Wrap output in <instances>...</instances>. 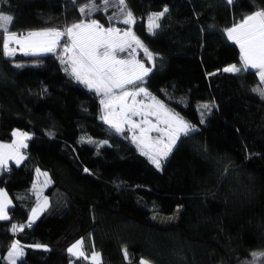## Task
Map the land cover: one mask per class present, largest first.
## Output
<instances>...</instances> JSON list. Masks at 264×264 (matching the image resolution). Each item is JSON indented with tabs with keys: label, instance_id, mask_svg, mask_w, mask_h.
I'll list each match as a JSON object with an SVG mask.
<instances>
[{
	"label": "trees",
	"instance_id": "obj_1",
	"mask_svg": "<svg viewBox=\"0 0 264 264\" xmlns=\"http://www.w3.org/2000/svg\"><path fill=\"white\" fill-rule=\"evenodd\" d=\"M125 2L133 31L153 55L149 61L137 52L152 68L142 86L198 127L201 154L189 163L177 140L157 169L132 132L100 118L101 97L65 71L62 49L0 52V140H11L15 128L30 132L20 149L24 159L0 169L11 201L9 218L0 220V264H96L89 258L95 249L99 264H252V253L264 252V98L253 91L257 70L224 69L242 65L226 30L264 10V0ZM88 3L0 0V13L14 18L10 30L17 34L63 30L84 18L120 23L116 0L106 10L95 0L102 10L91 15L79 11ZM163 6L168 11L151 34L145 18ZM37 167L50 176L43 186L48 204L33 219ZM174 209L175 220L151 215ZM78 237L88 259L67 251ZM14 239L23 255L13 262L5 252Z\"/></svg>",
	"mask_w": 264,
	"mask_h": 264
},
{
	"label": "snow or ice",
	"instance_id": "obj_2",
	"mask_svg": "<svg viewBox=\"0 0 264 264\" xmlns=\"http://www.w3.org/2000/svg\"><path fill=\"white\" fill-rule=\"evenodd\" d=\"M227 2L232 3V0ZM102 3L106 10L111 0H102ZM115 6L123 16L122 19L119 17L117 19L120 23L128 25V28L123 30L119 27L105 28L98 20L91 19L87 22L81 20L63 30L49 28L30 31L27 35H18L10 30L14 18L0 13V52L7 57L14 56L17 51L25 55L37 56L56 53L58 48L62 49L61 62L66 65L65 71L69 72L77 82L101 97L99 103L103 108V115L100 118L117 132H123V125H128L134 132L133 142L139 140L138 146L142 151L145 147L148 148L149 151H145L144 154L149 156L157 169H160L162 158L169 155L180 136H188L195 129L142 86L152 68L136 58V49H142L149 61L153 60V55L133 31L132 26L136 24V20L133 13L126 10L125 0H116ZM86 10L87 14L91 15L102 9L97 7L95 0H89L88 4L79 9L81 13H85ZM167 11L165 7L160 13L149 17L148 31L151 34H155V30L160 27L158 21ZM108 18L113 19L111 16ZM226 35L227 39L239 46L242 65L240 67L232 65L226 67L224 71L240 73L249 69L257 70L260 86L253 91L264 98V10L255 11L246 16L227 29ZM65 37L61 45V40ZM124 52H128L129 59L119 57L118 53ZM141 96L150 102L146 104L143 99H137ZM153 116L156 118L155 123L149 119ZM133 117L141 119L137 122ZM137 128L140 129L139 138L135 135ZM152 131L160 134L154 144L150 142L151 137L148 135ZM13 135L16 137L13 143H0V169H3L9 160L19 164L24 159L20 149L27 147L25 141L29 139L28 133L17 131ZM9 204L11 201L8 194L0 189V220L9 218L7 215ZM47 204L45 197L43 206L38 204L32 209L33 219ZM16 230L14 227L13 231ZM82 249L83 240H79L67 251L75 257L88 259ZM22 255L23 252L18 244H13L9 259L14 262L16 256ZM124 255L126 257L128 255L126 249ZM252 256V264H258L259 258L264 257V252H254ZM91 259L99 264V253L93 254ZM140 264H150V262L142 259Z\"/></svg>",
	"mask_w": 264,
	"mask_h": 264
},
{
	"label": "rangeland",
	"instance_id": "obj_3",
	"mask_svg": "<svg viewBox=\"0 0 264 264\" xmlns=\"http://www.w3.org/2000/svg\"><path fill=\"white\" fill-rule=\"evenodd\" d=\"M165 8V6H163V7H161V8H159L158 10H150L149 12H148V14H147V16H146V18H145V20H146V24H147V29H148V20H149V17H153L155 14H158V13H160L161 11H163V9ZM259 10H262V9H256L255 11H259ZM255 11H253V12H249V13H246V15H244V17L243 18H245L246 16H248V15H250V14H252V13H254ZM120 19H122L123 18V16H121V17H119ZM243 18H241V19H239V20H237V21H235V23H233V24H231L229 27H228V29L229 28H231V27H233L236 23H238V22H240ZM91 19H93V18H84L83 20L84 21H90ZM81 20H77V21H73V23H70V24H68L66 27H68V26H71L72 24H74V23H79ZM159 22V21H158ZM101 23V22H100ZM102 24V23H101ZM103 25V24H102ZM105 28H108V27H119V28H121L122 30L123 29H126V28H128L129 26L128 25H124V24H122V23H119V24H117V25H115V24H112V25H106V26H104ZM61 30V29H60ZM133 47H135V46H133ZM142 50V49H141ZM139 51V49H136V58L137 59H139V60H141V62H143V60L141 59V58H139V56H138V52ZM143 51V50H142ZM118 55H119V57L120 58H124V59H129L130 57H129V55H128V52H124V53H118ZM146 65V64H145ZM233 64H227L226 65V67H230V66H232ZM259 80V79H258ZM258 86H260V84H259V82L258 83H256V85H255V87L254 88H256V87H258ZM144 87V86H143ZM146 88V87H145ZM148 92L152 95V96H154V97H156L158 100H160V101H162V99L159 97V96H157V95H155L154 93H151L149 90H148ZM137 99H143L144 100V102L147 104V103H149L150 101L149 100H147V99H145L143 96H141V97H138ZM163 102V101H162ZM166 106H167V108H169V109H171L173 112H175V113H178L176 110H174L172 107H170V106H168L165 102H163ZM179 114V113H178ZM180 115V114H179ZM185 121H187L190 125H192L193 127H194V129H195V131H193V132H191L188 136H183V135H181L180 136V138L178 139L180 142H181V144H182V148H184V151H185V153H186V159H187V161L189 162V163H193L196 159H197V157L199 156V154H201L200 153V151L202 150V144H203V136H202V134L200 133V131H199V129H198V127L197 126H195L193 123H191L190 121H188L187 119H185L182 115H180ZM203 116V115H202ZM133 119L134 120H136L137 122H139L140 121V117H133ZM149 119H151L152 121H153V123H155L156 122V118L153 116V117H149ZM162 128L164 127V125H160ZM123 127L124 128H126V129H128L130 132H132L131 134H133L134 135V132H133V130H131L130 129V127L128 126V125H123ZM142 127H145V126H143L142 125ZM28 132V131H27ZM135 135L139 138L140 137V129L139 128H137V129H135ZM150 137H151V143H155V141H156V139L160 136V134L159 133H157V132H155V131H152V132H150L149 134H148ZM99 140V139H98ZM165 142H166V138H165ZM11 143H13L11 140H9V144H11ZM137 143H139V140L137 141ZM160 146H162V145H160ZM140 147V146H139ZM141 148V147H140ZM144 150H146V151H149V149L148 148H144ZM39 170H42L43 172H44V175L46 176V178H44V176H42V175H40L39 177H38V173L40 172ZM35 182L37 181V182H39V183H37V188L36 187H34L35 188V191H36V196H37V201H36V203L33 205V207H32V209H34V208H36L37 207V205L39 204V205H43L44 204V198L46 197V194L44 193V191H43V186L44 185H46L47 184V182H48V180H49V175H48V173H47V171L45 170V169H43V168H41V167H37V170H36V173H35ZM38 178H40V179H42V180H39ZM35 183V184H36ZM0 189H2L4 192H6L7 194H8V192H7V190L6 189H4L3 187H1L0 186ZM8 198H9V194H8ZM47 198V197H46ZM30 215H32V210H31V212H30ZM152 216H153V218L154 219H156L157 221L159 220V221H169V220H175V219H177L178 218V216H179V213H178V211H176V209H174L173 211H170L169 213H165V212H161V211H154V212H152V214H151ZM79 240H82L80 237H78V238H75L74 240H73V242H71L70 244H69V246H68V248L69 247H71L74 243H76L77 241H79ZM13 244H18V247H19V249L21 250L22 249V247H21V244H20V242H18L16 239H14L13 241H11V244L8 246V249L6 250V254L9 256V253L10 252H12V245ZM95 253H99V250H97V249H95L93 252H92V255L93 254H95ZM92 255L90 254L89 255V258L91 259V257H92ZM92 260V259H91ZM74 264H76V263H74Z\"/></svg>",
	"mask_w": 264,
	"mask_h": 264
},
{
	"label": "crops",
	"instance_id": "obj_4",
	"mask_svg": "<svg viewBox=\"0 0 264 264\" xmlns=\"http://www.w3.org/2000/svg\"><path fill=\"white\" fill-rule=\"evenodd\" d=\"M17 131H19V132H26V133H28V136L30 135V132L28 131L27 132V130H23V129H19V128H15L14 129V132H17ZM13 132V133H14ZM16 140V137L13 135V137H12V139H11V141L12 142H14ZM26 142V141H25ZM0 143H5V144H9V141L8 140H0ZM41 175H43L42 173H40ZM44 205V204H43ZM42 206V205H41ZM13 241V240H12ZM11 243V242H10ZM21 251H22V249H21ZM5 255L7 256V257H9L7 254H6V252H5ZM91 255H92V253H91ZM16 257H18V256H16ZM15 257V258H16ZM100 257V256H99Z\"/></svg>",
	"mask_w": 264,
	"mask_h": 264
},
{
	"label": "water",
	"instance_id": "obj_5",
	"mask_svg": "<svg viewBox=\"0 0 264 264\" xmlns=\"http://www.w3.org/2000/svg\"><path fill=\"white\" fill-rule=\"evenodd\" d=\"M41 30H43V29H41ZM30 31H38V30H30ZM30 31H28V32H30ZM28 32L20 33L18 35H27Z\"/></svg>",
	"mask_w": 264,
	"mask_h": 264
},
{
	"label": "bare ground",
	"instance_id": "obj_6",
	"mask_svg": "<svg viewBox=\"0 0 264 264\" xmlns=\"http://www.w3.org/2000/svg\"><path fill=\"white\" fill-rule=\"evenodd\" d=\"M6 169H11V166L9 165V166H7V167H5Z\"/></svg>",
	"mask_w": 264,
	"mask_h": 264
},
{
	"label": "built area",
	"instance_id": "obj_7",
	"mask_svg": "<svg viewBox=\"0 0 264 264\" xmlns=\"http://www.w3.org/2000/svg\"><path fill=\"white\" fill-rule=\"evenodd\" d=\"M10 164L9 163H7V165L5 166V167H7V166H9ZM30 222V221H29Z\"/></svg>",
	"mask_w": 264,
	"mask_h": 264
}]
</instances>
